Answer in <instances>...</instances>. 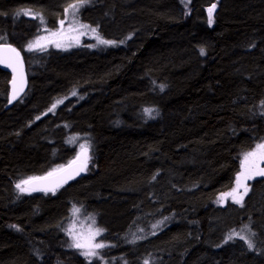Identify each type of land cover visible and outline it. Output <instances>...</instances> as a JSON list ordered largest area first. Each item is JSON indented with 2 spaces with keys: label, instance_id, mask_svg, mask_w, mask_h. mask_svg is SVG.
Masks as SVG:
<instances>
[{
  "label": "trees",
  "instance_id": "trees-1",
  "mask_svg": "<svg viewBox=\"0 0 264 264\" xmlns=\"http://www.w3.org/2000/svg\"><path fill=\"white\" fill-rule=\"evenodd\" d=\"M71 1L0 0V44L20 52L38 32L22 8L48 23ZM81 15L116 44L49 50L32 73L20 52L28 86L11 105L0 68V264H264V177L242 204L225 195L264 138V0H89ZM74 84L75 105L43 113ZM69 133L91 141L84 174L17 189L68 164ZM73 205L94 215L105 262L69 248Z\"/></svg>",
  "mask_w": 264,
  "mask_h": 264
},
{
  "label": "rangeland",
  "instance_id": "rangeland-1",
  "mask_svg": "<svg viewBox=\"0 0 264 264\" xmlns=\"http://www.w3.org/2000/svg\"><path fill=\"white\" fill-rule=\"evenodd\" d=\"M76 2L77 0H72L69 3L67 2L63 3L60 10L54 11L52 9V11H54L53 16L51 17L52 20L50 19L51 20L50 22L48 23L46 22L47 24L45 23L46 18L42 13L43 11L41 9L42 7L39 6L24 7L16 13V16L27 17L31 20H35L36 22L38 21V24L40 25L38 32L37 33L35 32L33 37L30 38L24 44L23 51L20 50V52L24 55H27L29 59L30 67L28 68V73H32L30 68H32L35 65L36 61L39 63V56L37 55L42 53L45 54L52 49L60 50V51H69L79 47H87L91 50V49L105 48L107 46H113L116 44V43L102 44L98 42V40L107 41V39H105L100 34L96 26L90 24L82 17L81 11L85 5L77 11L75 16L72 15L71 11H69V13L67 14L65 13V8H67L69 4H73ZM25 12H27L28 14L27 15L24 14ZM207 18L209 23L208 10H207ZM62 20L64 21L63 26L61 25ZM82 25L86 27H82ZM93 28L96 29L95 32L92 31ZM52 33H58V35L53 36ZM30 44L33 46L32 50H29L28 48ZM57 44H59L60 46L57 47ZM73 92H75L76 94L73 95L72 94ZM82 97L83 95L78 92L77 85L75 84L70 85L65 92L57 96H54L52 102L49 104V106L46 108V111L43 113H54L61 106L62 107L63 106L68 107L70 105L73 106ZM58 100L62 101V103L57 104L55 109L49 111V109L52 108V105L55 104ZM67 143L69 145H74L75 149L73 154L66 161V164L72 161H84L85 152L84 150L81 149V145H84L86 148V155L88 162L90 156H92V144L86 134L69 133L67 136ZM259 144H264V138L259 142H257L250 150L245 152L241 156V160H243L245 154L256 150V147ZM77 157H79V159H77ZM61 167L62 166L57 168L59 169ZM260 167L264 168V161L260 163ZM257 177H264V176H254L253 178H257ZM27 179L28 178H25L23 180H27ZM89 214L90 213L86 212L84 208L81 206L73 205L70 208L69 217L68 220L65 222V226H64V232L68 238L69 248H72L77 252H81L83 254L91 249L95 251L97 255L86 256L84 254L85 257L89 259H102V261L105 262L107 260V257L104 256L103 252H100V248L99 250L98 248H92L93 245L99 244L97 241V236H100L101 232L98 226L96 225V223H94L92 220L95 219L94 215H92V219L86 218ZM167 223H168V219L166 217L154 219L147 225V227H145L144 234L145 235L154 234L159 229L166 226ZM98 230H99V234H96ZM76 243H80L84 245V247L77 248L75 247ZM117 262H119V260H117L116 257H112L107 261L108 264H118Z\"/></svg>",
  "mask_w": 264,
  "mask_h": 264
},
{
  "label": "snow or ice",
  "instance_id": "snow-or-ice-1",
  "mask_svg": "<svg viewBox=\"0 0 264 264\" xmlns=\"http://www.w3.org/2000/svg\"><path fill=\"white\" fill-rule=\"evenodd\" d=\"M87 3H89V0H77L76 3L73 4H69L67 8H65V13H69V11H71L72 15L75 16L77 11L83 7L84 5H86ZM215 8V4L212 5V7H210L208 9V13H209V23L212 22V13L213 10ZM24 14H28L27 12H25ZM64 21H61V25L63 26ZM82 27H86L84 25H82ZM93 32L96 31L95 28L92 29ZM53 36L58 35V33H52ZM99 43L102 44H111V41H105V40H98ZM60 45L57 44V47H59ZM32 45L30 44L28 46L29 50H32ZM201 55L204 54V49H201ZM6 53H13L14 56H9L6 55ZM0 63L5 64V66L7 67H11L14 73L13 76V91H12V95L11 98L9 100V103H11L13 100H16L17 97L19 96L20 92L23 91V87L21 85L20 88H17V77L15 75V73L17 72V65H20V61H19V52L16 51V49L11 48L10 46H0ZM20 67L22 68V65H20ZM163 87V86H161ZM73 95H75L76 93L73 92ZM62 103V101H57L55 104L52 105V108L49 109V111H52L53 109H55V107L57 106V104ZM151 109H145L146 113H150ZM37 119H39V117H37ZM81 149L84 150L85 152V158H84V162L83 165L81 166V168L79 169L80 171L85 170L86 165H87V155H86V148L84 145H81ZM77 159H79V157H77ZM264 161V144H259L256 147V150L249 152L247 154H245L243 160L241 161V172L237 175L236 177V187L233 188L231 193H227L225 195L227 196H231L233 201L237 204H242L243 201V197L245 194H247L248 192V186L245 183V181L252 179L254 176H264V168L260 167V163ZM72 163H75V161H73ZM57 170H53V172L48 173V177H51L54 175V173ZM48 177H30L27 180H22L20 183H18L16 185L17 189H19L21 192H25L28 191L29 189L26 188L25 186L27 185H31L33 183V181L35 180H43V179H47ZM68 178H71L70 176ZM243 189V192H240V189ZM32 191L38 190L35 187H33L31 189ZM78 211V210H75ZM247 227V226H246ZM96 234H99V230L97 231ZM94 238V237H92ZM241 239H245V237L241 236ZM228 239H232V236H229ZM248 243V247L252 248L253 244L251 243V241H246ZM75 247L77 248H81L84 247V245L80 244V243H76ZM104 247V245L102 244H95L92 246V248H102ZM86 256H95L97 255V253L93 250H89L87 252L84 253ZM145 264H148L147 261H145Z\"/></svg>",
  "mask_w": 264,
  "mask_h": 264
},
{
  "label": "water",
  "instance_id": "water-1",
  "mask_svg": "<svg viewBox=\"0 0 264 264\" xmlns=\"http://www.w3.org/2000/svg\"><path fill=\"white\" fill-rule=\"evenodd\" d=\"M0 46H10L11 48H14V49H16L17 52H19L17 50V48H15L10 43H1ZM6 55L14 56L13 53H6ZM19 61H20V65H22V68L20 67V65H17V72L15 73V75L17 77V85H16L17 88H20L21 85L23 87V91L20 92V94H19V95H21L26 90V88L28 86V76H27V72H26L25 61H24V58L20 52H19ZM0 68H2L3 70L7 71L10 74V78H9V82H8L9 90H8L7 105H11L15 101V100H13L11 103H9V100L11 98L12 91H13L12 81H13L14 73H13V70L11 67H7L3 63H0ZM72 162L68 163L67 165H65L62 168H60L59 170H57L54 173V175L51 177H48V174L38 176L37 178H40V177H48V178L43 179V180H35V181H33V183L31 185H27L25 187L28 188L29 190H31L33 187H35L38 190L52 191V190H55L64 184H66L67 182H69V181H71L77 177L82 176L84 174L85 170L80 171L79 169L83 165L84 161H75V163H72ZM69 176L71 178H68ZM35 191H37V190H35Z\"/></svg>",
  "mask_w": 264,
  "mask_h": 264
},
{
  "label": "flooded vegetation",
  "instance_id": "flooded-vegetation-1",
  "mask_svg": "<svg viewBox=\"0 0 264 264\" xmlns=\"http://www.w3.org/2000/svg\"><path fill=\"white\" fill-rule=\"evenodd\" d=\"M9 78H10V76H9Z\"/></svg>",
  "mask_w": 264,
  "mask_h": 264
},
{
  "label": "bare ground",
  "instance_id": "bare-ground-1",
  "mask_svg": "<svg viewBox=\"0 0 264 264\" xmlns=\"http://www.w3.org/2000/svg\"><path fill=\"white\" fill-rule=\"evenodd\" d=\"M24 93V92H23Z\"/></svg>",
  "mask_w": 264,
  "mask_h": 264
}]
</instances>
